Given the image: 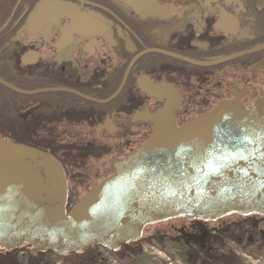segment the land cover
<instances>
[{
	"label": "flooded vegetation",
	"instance_id": "af4514ba",
	"mask_svg": "<svg viewBox=\"0 0 264 264\" xmlns=\"http://www.w3.org/2000/svg\"><path fill=\"white\" fill-rule=\"evenodd\" d=\"M263 82L264 0H0V140L58 161L66 212L150 137L153 114L181 126L225 102L248 109ZM255 228L175 217L115 253L150 240L216 251ZM21 249L46 254L0 255Z\"/></svg>",
	"mask_w": 264,
	"mask_h": 264
},
{
	"label": "water",
	"instance_id": "95a60500",
	"mask_svg": "<svg viewBox=\"0 0 264 264\" xmlns=\"http://www.w3.org/2000/svg\"><path fill=\"white\" fill-rule=\"evenodd\" d=\"M149 121L150 137L68 212L58 161L0 140V249L115 252L146 225L175 217H264V94L248 109L225 102L181 126L167 108Z\"/></svg>",
	"mask_w": 264,
	"mask_h": 264
},
{
	"label": "rangeland",
	"instance_id": "374dc122",
	"mask_svg": "<svg viewBox=\"0 0 264 264\" xmlns=\"http://www.w3.org/2000/svg\"><path fill=\"white\" fill-rule=\"evenodd\" d=\"M144 234L143 237L145 236ZM235 239L237 240V238ZM243 243H245V240L242 239L238 242L226 240L224 241V246L214 252L221 255L225 254L224 256H226L230 251L236 260V264H264V249L257 251L248 249V252H245L242 248ZM137 249L138 254L133 255L132 252H129L131 256H125L116 253L113 255L105 249L99 248L95 252L98 254L97 264H121L122 262L118 260V257L123 259L122 261L125 264H189L188 261L186 262L188 257L185 253V247L180 244L174 245L166 241L160 243L150 240L147 243L138 244ZM28 252L27 249H21L12 255L3 253L0 255V264H29L31 259ZM126 254L128 255L127 252ZM38 258L44 259L46 257L40 256ZM72 259L71 256L60 259L56 256L47 258L53 264H73ZM190 264L193 263L191 262Z\"/></svg>",
	"mask_w": 264,
	"mask_h": 264
},
{
	"label": "trees",
	"instance_id": "16d2710c",
	"mask_svg": "<svg viewBox=\"0 0 264 264\" xmlns=\"http://www.w3.org/2000/svg\"><path fill=\"white\" fill-rule=\"evenodd\" d=\"M254 219L257 223H259V228H255L252 232L249 231L246 233V236L244 237V239L242 238L243 236H241V233H238L236 231L235 234L230 236V240L232 241H240L245 240V243H243V250H245V252L249 249V250H262L264 249V218H260L258 216H254ZM237 238V240L235 239ZM247 242V244H246ZM241 245V244H240ZM222 247H220L219 249H221ZM99 249L98 247H92L89 250V255L85 256V254L82 255H75V257L72 259L73 264H97L98 263V254H96V250ZM138 249L135 248L134 250H132V254H138ZM215 248H206L203 249V251H199V253L197 252V254L194 253H190L189 249H187L185 251L186 255H187V259L186 262L188 261V263L190 264L191 262L194 264H236V260L234 259V256L232 255V253L229 251L228 255L224 256L221 255L219 253H215ZM109 252V251H108ZM248 252V251H247ZM111 254L114 255V253L109 252ZM43 257L46 258H34L31 259L29 264H51L52 262L50 260H47L48 257H55L52 253H46L43 255ZM118 257V256H117ZM60 259V258H59ZM118 260L121 261V264H125L123 263V259H121L120 257H118ZM51 262V263H50ZM53 264V263H52Z\"/></svg>",
	"mask_w": 264,
	"mask_h": 264
}]
</instances>
